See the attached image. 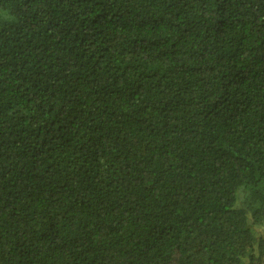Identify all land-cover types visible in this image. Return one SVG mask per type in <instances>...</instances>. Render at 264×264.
<instances>
[{
    "label": "trees",
    "instance_id": "16d2710c",
    "mask_svg": "<svg viewBox=\"0 0 264 264\" xmlns=\"http://www.w3.org/2000/svg\"><path fill=\"white\" fill-rule=\"evenodd\" d=\"M0 10V264H264V0Z\"/></svg>",
    "mask_w": 264,
    "mask_h": 264
},
{
    "label": "clouds",
    "instance_id": "9594fccd",
    "mask_svg": "<svg viewBox=\"0 0 264 264\" xmlns=\"http://www.w3.org/2000/svg\"><path fill=\"white\" fill-rule=\"evenodd\" d=\"M4 18H7V19L12 20L14 22L17 20L16 17L8 16L4 10H0V19H4Z\"/></svg>",
    "mask_w": 264,
    "mask_h": 264
}]
</instances>
